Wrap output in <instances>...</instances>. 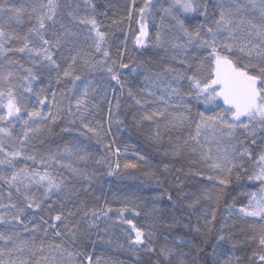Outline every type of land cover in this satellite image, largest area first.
I'll use <instances>...</instances> for the list:
<instances>
[{"label":"snow or ice","instance_id":"snow-or-ice-1","mask_svg":"<svg viewBox=\"0 0 264 264\" xmlns=\"http://www.w3.org/2000/svg\"><path fill=\"white\" fill-rule=\"evenodd\" d=\"M80 8L78 0H65L63 4L59 0H29L20 6L0 3V61H3L0 63V184L5 186L0 191V208L9 209L7 213L0 212V221L33 235L43 226L44 239L52 231L54 238L61 240V243L45 245L42 239L37 245L34 239H21L18 231L0 232V241L4 242V246L0 247V264H33L34 259L35 264H119L94 259V253L80 250L85 240L90 239L89 232L100 230L101 222L105 224V233L112 231L113 227L121 228L126 245L121 243L119 248L126 246L130 252L143 250L148 255L157 253L154 229L162 217L155 203L146 214V224L139 226L133 219H126L130 212L134 216L140 215L135 199L126 198L121 207L114 209L110 201L99 204V197H96L97 203L89 207L88 201L79 200L81 191L87 195L89 187L84 185L82 190L77 189L74 182L88 181L90 184L92 177L84 169L74 167L73 163H65L63 157L67 155L77 161H86L91 158L90 154L84 152L81 155L82 149L67 145L57 152L44 154L28 149L37 138L51 133L57 121L69 118L72 125L79 123L83 129L81 135L91 134L97 143L103 142V124L99 121L95 125L87 122L90 106L98 107L90 99L97 88L90 80L83 91H79L77 82L81 80V75L78 72L82 68L90 72L103 71L120 86L119 94L113 88L115 105L108 99L109 124L120 122L113 120L118 115L113 108H120L125 88L121 72L130 67L124 62L131 60L130 50L125 41L124 46L113 54L108 45L109 34L98 21L92 0H84L83 13ZM152 9V0H144L138 9L133 3L128 8L127 19L131 24L136 16L139 28L133 43L137 50L145 49L151 43L152 47L171 53L169 63L164 64L160 71L153 73L144 68L146 87L140 90L149 97H155L164 106L150 107L148 99H144L143 95L138 97L129 88L128 98L139 109V119H136L137 113H133V119L138 125L144 122L153 124L155 132L152 139L157 143L164 138L162 128L170 130L183 127L185 123L195 124L194 133L183 141L179 138L170 140L171 154L179 156L185 151L199 153L206 164L211 161L208 170L213 175L205 178L220 185L215 193L217 205L224 198L225 189L233 183L240 185L245 177L248 181L259 183L258 190L245 193L248 203L239 208L236 215L241 220L253 221L249 224L253 234L247 239L255 243L258 250L253 251L249 261L264 264V0H171L167 7L160 8L161 21L156 25L154 40L148 22L153 15ZM253 10L258 11V16L248 18ZM165 18L172 22L166 24ZM123 19L113 20L112 25H119ZM191 19L198 22L191 25L187 22ZM13 22L17 25L28 23L31 27L23 34L9 31ZM13 42L18 46H6ZM200 51L206 55L198 57L196 53ZM237 52L247 63L241 64L234 57ZM16 55L24 57L27 64L11 58ZM97 56L100 59H96ZM131 66L134 73L144 67L138 61ZM184 81H187L186 91ZM36 84L40 86L36 87ZM156 89H159L160 95H157ZM186 98L203 100L205 105L216 104L218 107V100H222L223 107L212 114L201 111L193 115L190 106L185 103ZM176 99L178 104L170 103ZM177 107L185 110L170 111ZM241 135L243 138H240ZM210 144L215 146V150L209 147ZM103 147L108 156L121 155L118 148L112 151V144H103ZM137 159L144 160V157L138 156ZM20 160L25 163L17 167ZM96 163H108L111 174H128L129 170L138 171L141 167L134 160L125 161L121 167L119 159L113 166L107 157L96 160ZM143 175L148 181L164 182L153 171ZM185 175L200 177L203 172L190 169ZM176 190L180 199H186L180 184ZM205 196L212 199L207 189ZM5 198L7 204L2 202ZM200 199L196 197L188 202L187 208L194 211ZM76 200L79 202L76 203ZM168 200L173 208L179 203V199L174 201L171 194ZM33 209H39L45 215H41L39 223L29 229L25 223L26 213ZM201 219L206 231L198 226H193V230L204 236L205 245L212 243V251L208 254L210 264H233L234 257L218 261V254H222L218 252L220 244L227 241L235 249L239 243L232 240L231 233L223 234L226 225H221V234L215 236V243L210 240L216 231L215 208L210 219L207 215L197 217L198 222ZM82 224L87 228L82 230ZM92 243L95 245L97 241ZM43 253L47 254L41 255ZM158 255L170 264L171 257L178 254L174 248L164 245ZM179 255L176 264H186L183 259L185 254ZM239 259L235 258L236 264H239Z\"/></svg>","mask_w":264,"mask_h":264},{"label":"trees","instance_id":"trees-1","mask_svg":"<svg viewBox=\"0 0 264 264\" xmlns=\"http://www.w3.org/2000/svg\"><path fill=\"white\" fill-rule=\"evenodd\" d=\"M8 6H20L26 4L29 0H0V3H5ZM61 4L65 3V0H59ZM81 8V12H84V0H78ZM171 0H152L153 15L148 18L149 31L152 39H155L157 31L156 25L161 21L160 8L167 7ZM134 3L135 8L138 9L143 5L144 0H92V4L96 7V16L98 21L101 22L102 28L109 34L108 45L111 48L113 54L117 52L118 48H122L127 42L128 48L131 53V60L126 59L124 62L129 63L130 67L121 72V80L125 84L123 95L120 98V108L117 110L113 108V112L118 115L113 117V120H119V123L108 122V99H111L112 104L115 105L116 98L113 95V88L116 92L120 93V86L116 85L114 81L106 76L103 71L90 72L87 68H82L78 74L81 75V80L77 82L79 91H83L84 85L88 81H93L97 91L90 97L92 104L98 105L93 108L90 106L87 114V122L95 125L98 121L103 124L104 139L102 143H97L95 138H91V134L88 136L81 135L83 129L80 128L79 123L72 125L69 119H61L52 126L51 133H46L43 137L37 138L32 145L28 146L29 151L36 150L41 154L48 152H57L63 149L66 145L76 149H82L81 155L86 152L90 154V159L86 161H77L74 157L65 155L63 160L65 163H73L74 167L84 169L91 177V183L88 181L74 182V187L77 189L83 188L87 185L90 189L87 195H81L79 200L88 201L89 207L96 204V197H99V204H103L105 200L111 202L112 208H119L122 206L124 199L133 200L139 205L136 209L140 212L139 216H134L131 212L126 216V219H133L137 225L146 224V214L153 207L155 203L156 207L160 209V216L158 226L154 229L155 237L154 243L157 249V253L152 255L146 254L143 250L139 252H130L127 247L121 249L119 244L124 243L126 245V238L120 227H113V230L105 233L103 229L105 224L100 223V230L92 229L89 232L90 239H86L84 245L80 246L81 251L88 253H94V259L100 258L105 261L119 262V264H169L161 256L158 255L161 246L167 245L174 248L178 255L171 257L170 264H176L180 259L179 254L183 255V259L186 264H210L211 257L208 255L212 251V243L205 245L203 243L204 236L193 230V226H198L202 230L206 231L203 219L199 222L197 217H207L210 219L212 210H216V221L214 223L215 233L210 240L215 243V236L220 235V227L222 224L226 225L224 229L225 235L231 233L232 240L239 242L237 247L233 249L232 243L225 241L219 246L218 261L227 260L229 257H234L233 264H236L235 258L238 257L239 264H259V261H249V257L253 251H257L255 243L248 242V237L253 234L249 224L253 221H244L239 219L236 215L239 208L246 206L248 198L245 193L258 190L259 183L256 181H248L247 178L240 182V185L233 183L227 189H225L224 198L217 205L215 201V193L220 187L218 183L209 182L205 177L213 175L208 170V161L206 164L200 157L199 153H189L185 151L179 156H173L171 154L172 148L170 146V140L179 138L183 141L190 134L195 131V124H187L183 127H178L170 130H164L162 128L163 140L159 143L152 139L155 132V126L149 122L137 124L133 119V113H137L136 119H139V109L134 105V102L128 98V89L140 97L143 95L144 99L150 101V107H163L164 105L155 100V97L147 96V93H141V89L146 87L143 79L145 75L144 68L150 69L153 73L160 71L164 64L169 63L168 57L171 53H165L163 49H157L151 46V43L145 49L137 50L133 40L134 34L138 31L139 26L136 24V16L133 17L131 24L127 19V12L129 6ZM138 15V14H137ZM198 15V14H197ZM258 16V11L253 10L251 15ZM124 17L123 22L119 25H112L113 20H119ZM183 18V17H181ZM27 19V17H25ZM169 18H165V23H171ZM191 25L196 24V19L187 21ZM30 24L25 23L23 25H17L13 22L12 27L9 29L15 30L23 34ZM127 38V40H126ZM7 47L18 46L15 42L6 45ZM191 54V53H189ZM198 57L206 55L204 51L196 53ZM234 57L240 61L241 64L247 63V60L234 53ZM13 59H20L27 64L24 57L16 55L11 57ZM96 59H100L99 56ZM141 62L144 67L138 69V73L132 71V66L135 62ZM3 63V61H0ZM63 67V66H62ZM47 83V81H44ZM39 87V84L35 85ZM63 87V86H62ZM183 88L187 90V81L183 82ZM59 91V89H57ZM157 95H160L159 89H156ZM77 95L79 93L77 92ZM171 104H178V99L171 100ZM185 103L191 108L192 114L195 115L198 112H206V114H212L219 111L220 107H223V103L218 100V105L209 104L205 105L203 100H195L193 98H186ZM47 107L44 111L47 112ZM183 107H177L170 109V111L183 112ZM198 118V117H196ZM17 132L19 131V124L15 125ZM240 135V134H238ZM240 138H243L242 135ZM203 143V137H201ZM103 144H112V151L115 152L118 148L121 155L119 157L113 155L108 156L105 152ZM215 150L214 145H209ZM142 156L144 160H138L137 157ZM107 157V160L114 166L117 159H119L121 167L127 160H134L141 165L138 171L129 170L128 174L118 173L111 174L108 163L97 164L96 160ZM25 162L20 160L17 167L23 166ZM30 164V162H29ZM167 165V170H165ZM31 166V164H30ZM192 169L195 172H203V176L197 177L193 175L186 176L185 173ZM61 171H63L61 169ZM153 171L164 182L157 183L155 179L148 181L143 175L144 172ZM67 174V173H65ZM181 182H183L181 184ZM180 184L186 199H180L177 195V185ZM5 186L0 184V191H3ZM205 189L212 194V199H207L205 196ZM171 194L173 200H178L179 203L173 208L172 202L168 200V195ZM159 198L155 199L154 198ZM201 197L200 202L196 205L195 210L187 208V203L191 200ZM115 198V200L113 199ZM79 200L75 202L78 203ZM7 204L8 201L5 198L2 201ZM234 205V207H229ZM73 205H69L71 207ZM99 206V205H97ZM9 209L0 208V212L7 213ZM45 215L39 209L29 210L26 213L25 223L28 228L31 229L32 225L39 223L40 216ZM175 217V220H173ZM112 219H115L113 214ZM256 231H259V221L256 220ZM111 224V220L109 221ZM171 225V227H169ZM185 225H189L185 227ZM63 230V226H60ZM87 225L82 224L81 229H86ZM18 231L21 233V239L23 240H35L37 245L42 239H44L43 226L39 232L34 235L30 232H23L21 228H13L10 224H5L0 221V232L5 234ZM65 240H68L65 237ZM111 240V243H109ZM183 240V242H182ZM92 241H97L94 245ZM45 245L49 243H61L60 239H56L53 236V232L49 231L47 239H44ZM71 243V241H69ZM79 243V242H78ZM4 246V242L0 241V247ZM67 246V245H66ZM203 251H198V249ZM43 253L41 255H46ZM25 255H28L25 253ZM37 257L36 259H38ZM35 264V259L33 260Z\"/></svg>","mask_w":264,"mask_h":264},{"label":"rangeland","instance_id":"rangeland-1","mask_svg":"<svg viewBox=\"0 0 264 264\" xmlns=\"http://www.w3.org/2000/svg\"><path fill=\"white\" fill-rule=\"evenodd\" d=\"M219 101H221V102L223 103V101H222V100H219Z\"/></svg>","mask_w":264,"mask_h":264}]
</instances>
